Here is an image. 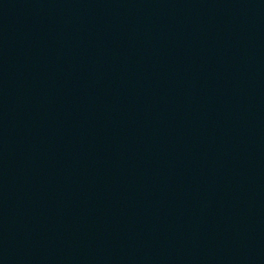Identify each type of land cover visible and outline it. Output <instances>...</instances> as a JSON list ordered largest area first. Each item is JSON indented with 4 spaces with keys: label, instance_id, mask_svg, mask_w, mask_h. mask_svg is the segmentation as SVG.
<instances>
[{
    "label": "water",
    "instance_id": "1",
    "mask_svg": "<svg viewBox=\"0 0 264 264\" xmlns=\"http://www.w3.org/2000/svg\"><path fill=\"white\" fill-rule=\"evenodd\" d=\"M248 0H0V264H25L127 165Z\"/></svg>",
    "mask_w": 264,
    "mask_h": 264
}]
</instances>
